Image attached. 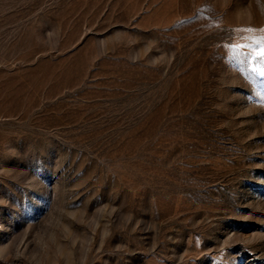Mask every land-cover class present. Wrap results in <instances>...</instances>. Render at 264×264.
I'll return each instance as SVG.
<instances>
[{
  "label": "rangeland",
  "instance_id": "374dc122",
  "mask_svg": "<svg viewBox=\"0 0 264 264\" xmlns=\"http://www.w3.org/2000/svg\"><path fill=\"white\" fill-rule=\"evenodd\" d=\"M262 29L264 0H0V264H264V65L230 48Z\"/></svg>",
  "mask_w": 264,
  "mask_h": 264
},
{
  "label": "snow or ice",
  "instance_id": "6c2138e0",
  "mask_svg": "<svg viewBox=\"0 0 264 264\" xmlns=\"http://www.w3.org/2000/svg\"><path fill=\"white\" fill-rule=\"evenodd\" d=\"M242 31L252 32L254 30L252 28H247L242 29ZM261 31L264 32V29ZM250 39L252 41L251 43L231 44L230 48L236 53H239L243 49H250L248 53L249 60L256 61L257 58H259L262 62V65H264V35L259 37L253 36ZM261 74L264 75V67L261 69Z\"/></svg>",
  "mask_w": 264,
  "mask_h": 264
}]
</instances>
